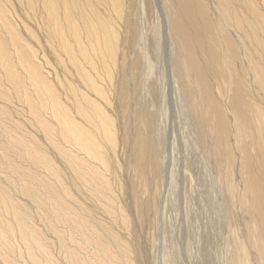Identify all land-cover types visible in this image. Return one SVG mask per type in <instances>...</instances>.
<instances>
[{
  "label": "bare ground",
  "instance_id": "obj_1",
  "mask_svg": "<svg viewBox=\"0 0 264 264\" xmlns=\"http://www.w3.org/2000/svg\"><path fill=\"white\" fill-rule=\"evenodd\" d=\"M205 172L264 264V0H0V264H147Z\"/></svg>",
  "mask_w": 264,
  "mask_h": 264
},
{
  "label": "rangeland",
  "instance_id": "obj_2",
  "mask_svg": "<svg viewBox=\"0 0 264 264\" xmlns=\"http://www.w3.org/2000/svg\"><path fill=\"white\" fill-rule=\"evenodd\" d=\"M155 19L156 17L154 16L147 17L146 20L148 21L146 22L149 23L147 25L150 26V24L156 21ZM161 67V62L155 67V72H157L158 76L161 74ZM166 111L168 120L165 123V129L167 134L174 130H181L184 122H180L176 116L171 117L172 109L170 106H168ZM31 132L40 135V131ZM49 151L52 152L53 150L51 149ZM52 153L55 156V152L53 151ZM55 159L57 160V155ZM204 177L206 179L204 186H200L201 184H197L196 182H192L189 186V180H186L187 182L185 181V183H179L177 190L175 189L173 194H171V190L168 194L164 193V196L167 195L165 197L166 200L163 197V202H166V206L164 208L161 207L162 213L163 211L164 213L161 217L159 216L160 219L158 220L157 226L159 229L157 228L154 237L158 240L154 239V242L157 244L155 243V246L152 249H150V247L148 250V256L150 257L147 264H200L205 261V255L208 254L210 258H207L210 259L209 261H211V264H224V261L222 263L224 259L222 251L224 245L223 239L227 228L226 225L224 226L223 221L225 220V214L219 207V201L216 197L219 195L217 193L218 187L214 179L207 175L206 172ZM205 191H208V193ZM184 193L191 195V198H188L190 202L186 201L183 195ZM210 199L213 202L210 201ZM240 227L242 228V225ZM161 248L165 250L163 251ZM151 251H154V253L150 255ZM152 255L156 256L154 257L155 262ZM162 259L164 261L166 259V261L164 262Z\"/></svg>",
  "mask_w": 264,
  "mask_h": 264
}]
</instances>
